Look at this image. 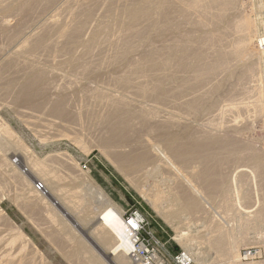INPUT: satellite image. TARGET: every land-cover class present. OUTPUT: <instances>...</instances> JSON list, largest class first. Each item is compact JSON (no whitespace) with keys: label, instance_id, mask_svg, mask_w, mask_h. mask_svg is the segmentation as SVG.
<instances>
[{"label":"rangeland","instance_id":"rangeland-1","mask_svg":"<svg viewBox=\"0 0 264 264\" xmlns=\"http://www.w3.org/2000/svg\"><path fill=\"white\" fill-rule=\"evenodd\" d=\"M9 1H10V3H9ZM36 1H38V2H36ZM48 1L49 0H47V1H45V0H43V1L42 0H25V1L24 0H21V1L20 0H16V1L15 0H13V1L12 0H2L1 1L0 0V8H1L0 9V19H3L2 21L0 20L1 21L0 22V35H1L0 36V53L2 54V55L0 54V56H1L0 57V81H1L0 83H2V85L0 84V92L2 94H6V96H10L9 95L10 92L12 93V95H14V97L13 96L10 98L7 97L9 99L5 98V100H8V102L5 101L4 106L0 109L1 121L3 123L5 122V124H7L11 128V131L14 132L13 134L8 135L6 137L4 136L5 134H3L4 137H2V142H1V145H3L5 148L2 147L4 153L3 152H2L3 154L1 153L0 160L3 158L5 160L6 164L5 163L2 164L0 161V164H1L0 165V212H2L0 214V259L3 257V259H5V261H6V257L22 258L21 261L28 259L33 264H96L95 262H93V260L91 258V255H93V257L95 259H98V262H97L98 264H117L116 262L110 263L109 260L105 258V255H103V252L104 251L107 252L108 248H107V246L102 245L95 237V234H96L95 231L100 226L98 224L99 222L93 224V223H90L88 221L89 217L92 215L95 216V218H97L98 213L105 208L104 207L105 205H104V203L102 204V201L107 203V201H105L103 198H107L111 202V204H113L116 208H118L120 211H122V213H124L128 209L137 210L145 218V221L147 223L146 229L151 235V238L146 237V239L151 240L150 244L155 245V248L158 250L159 255L164 257L169 262V264H177V263H174L175 257L180 255L181 253H184L185 255H187L189 257V259L192 257V259H191L192 261L189 260V262H190L189 264H221V263L225 264L227 262L229 263V260H227L228 255H229V254L227 255V253H228L227 251H229V249H226V248H230L231 245H233L232 243L236 242L238 240V238L241 236L247 237L249 242H247L248 245H246V246H242V245L240 246V248L238 250V254L240 256L239 257L240 262L238 261L237 263H239V264H264V239H263L264 238V227H263L264 223L261 224L263 226H261V225L258 226L259 228L258 227L251 228L252 223L250 225V223H246L247 221L246 222L244 220L239 221L238 218L235 216V214H233V211L228 210L227 206H226V211L224 210V207L222 206L223 200L221 199V195H215V196H211V197L204 195L203 196L204 198L199 200L200 208L203 209V213L201 211H199V212H197L199 214H196V216H194V213H189L178 200H175L174 204H172V202L163 203V202L159 201L158 202V208L156 206H154V204H152L153 199L151 197H152V195H154L153 191L155 188H159L158 190L161 192H164V191L166 192L168 188L172 187V186H170L169 169L165 167V169L162 170V175L157 174L155 172L154 173H148V172H145V170L140 172V174H138V173L136 174L135 172L132 173L131 171H129L127 169H128L129 161L135 157H139V155H137V154H131L130 153V155H129V150L131 147H133L132 144H134V145L138 144L137 146H135V148H136L140 145L139 143L141 141V138L142 139L144 138V139H149V140H155L156 138H158V135H155L158 133L157 131H153V133L151 134L149 128H147L146 126H143L140 122L135 121V120H138L139 118L134 120L132 126L130 127V132H128L129 131L128 129H125V131L123 132L124 136H120V138L114 136L113 132L111 130H106L107 127L109 128L110 122L114 120V118H115L114 115L116 114V116H117L120 114V113L117 114V111H116L117 107L119 110L120 106H119V104L117 105V103L114 104L113 100H116L121 104L120 111L122 112V114L123 113L125 114V112H127V114L132 113L128 109L130 103L133 106H136V108H133V109L137 110V107H139V106H142L143 109H146L149 106H155L156 102L161 101L160 102L161 106H163L164 108L166 107V109H168V107H169V111H171V109H172V111L175 114L180 113V115H178V116H182V117L184 115H186L185 117L187 120L186 121L187 125L185 126V129L182 131L180 129L171 131V134L169 135L170 136L169 140H170V143L173 144V147H177V148L179 147V149H180V146H181V150L186 149L188 151L191 149V147H193V142H191L192 140L189 139L190 138L189 135H193V133H192L193 128L191 126L192 119L190 117L194 118L193 115L195 114L194 110H191L190 107H196V109H197L199 107L198 104L201 106V103H202L201 101H197V102L191 101V99H192L191 93L192 92H195V93L198 92L201 95V94H204V92H207V96H210V101L214 102V110L215 111H218L217 109H219L222 106L224 107V106H229V105H230V107H231V105L232 106L238 105V108H239V110H237V111H232V112L228 111L226 113V115H227L225 118L226 121H224L226 123H229V122L231 123L235 118H237L236 115L241 118V120H240V118H238L239 119L238 122L240 124V126H239L240 136H237L238 139L236 138V140L239 142L238 143L239 145L236 144L235 145L236 148H234V149L231 147L230 150L228 151V155L221 157V159L226 161V163H227L226 165H224V167H225L224 169H226V174L229 175L230 173H234L236 171L235 169H237L236 166H238V163H239V167H241V168H238L237 172H239V173H237V174L242 175V180H243V182L246 183V179L243 176V172L240 173V171L243 170L246 172V175H248V172H251V170L255 167L254 162L256 160H259L261 162L260 163L261 168H259V170H260L261 174L264 173L263 172L264 171V165H262V164H264V148H261L262 145L264 147V144H263L264 143V141H263L264 140V114L263 113L260 114L261 116L258 117L259 119L258 118L256 119V117H255L256 115H254L255 113H252V112H254V107L253 106H252L253 108L248 107V103H249L248 101H253V98H252L253 94L248 93V90L250 91L251 86H256L258 84V80L260 78H261L260 83L263 82L261 84V86H262L263 91H264V53H263L264 50L259 48V42L261 41V39H258L257 41L255 39H253L251 45H249V47H246V49L244 48V51L242 53V54H245V55H243L245 57V58H243L244 61L243 60L234 61L233 64L231 66H229V68L231 67L230 69L228 68V66L226 67V69L228 71L225 70L223 73L216 72V73L221 75L219 78H217V80L208 79V76L210 75L208 73L209 68L211 67V64L213 63V59H214L213 55L223 54L222 49H226V47H224L225 43L227 44V42L233 41L234 38L237 41L239 38L238 35L241 34V33L235 34L233 32L221 33L223 30H225V27H227V25L231 24L234 17H236L237 15L239 16V14L251 16V18L260 16V19L262 20L261 26H262L263 33H264V0H234V1L232 0L233 2L231 0H224L225 1V6H224L225 8H222L221 13H220L221 15H219L218 12H215L217 10L216 8L213 11H210L211 13L203 14V18H202V15L200 14V16H201L200 19L203 22V24H200L199 26L191 24V23L187 24L186 20L183 22L184 18L179 17L180 12L177 13V11H180V9L176 7V5L180 4L179 1L177 0L178 1L177 2L176 0H169L173 4L172 6H175V7H172V9H171L172 11L169 12L170 15L168 14L169 15L167 17L168 20L165 17H164L165 19L159 18V20H160L159 21V23H160L159 27H158L159 23L157 24V26L154 27L149 22H148V25L146 24L147 22H144L141 20L139 21V23L141 25H139V23L137 22V24H138L137 28H140V30L142 31V34L139 35L140 38L142 37L141 38L142 41H141V39L138 40L139 37H137L136 35L133 34V36H132L130 33H128L129 34V37H128L129 41H132V43H134L136 45H139V46L141 45L139 48L140 51H137L138 47H139V46H137V50H136L137 53H136V51H134V54L129 53V56H127L125 59L121 60L120 62L117 61L120 64H118V63L116 64L115 60H113L114 59V53L118 50V48L120 50H122L121 46L119 45L120 41H118V40L123 35V33H124V35L125 34L127 35V32L125 31V30H128L127 28H129L128 31H130V27H129L130 22H129L127 9L134 2H137V0H134V1L129 0L128 2H127V0H121V1L118 0V2H117V0H113V1L112 0H109V1L103 0L105 3H103V1L101 0L102 5L100 4V0H82V2H81V0L80 1L79 0H75V1L74 0H54V1L51 0L49 2ZM72 1L75 3H73ZM96 1H97V3L98 2L99 3L96 4ZM115 1L118 3V6L116 5L117 3H114ZM146 1H148V0H139L138 3L144 4ZM154 1H155V4H153V6L151 7V12L156 11L154 13L153 18H157L159 14H164V16H165V14H166L165 8L166 7L162 3V0H154ZM173 1H175V3ZM1 2H2V4H1ZM27 2H29V4ZM66 2L69 6L66 4ZM7 3H9V4H7ZM34 3H36V5H34ZM106 3H108V4H106ZM158 3H161V4L159 6H154ZM231 3H233V4H231ZM5 4H7V5H5ZM65 4L67 6H65ZM25 5H27V7H29V8H27ZM40 5L42 7L44 6L43 8L41 7L43 10L40 8ZM52 5H53V8L51 7ZM94 5H95V7H94ZM107 5H108V7H111V8H108ZM110 5H112V6H110ZM37 6H38V10H37ZM90 6H93V8H95L97 10H99L100 7H102L103 8V9L101 8L102 12L105 11L106 8H108L109 10H106L107 12L105 11L102 13L101 10H99V11L93 10V8ZM114 6H116V8ZM46 7H48V8H46ZM72 7H74L76 10ZM240 7H242L243 9ZM90 8H92V9H90ZM39 9H41V10H39ZM59 9L61 10V13H60ZM68 9H70V10H68ZM73 9H74V12L77 11L76 12L77 15H76V13H74L75 15L73 14V11H72ZM83 9H84V11H83ZM111 9H113V10L110 11ZM161 9H162V11H164V13H162V11H160ZM90 10H92L93 13L95 12L94 13L95 16H93L94 14ZM62 11H63V13H62ZM69 11L70 12L72 11V13H70L71 15L70 14L68 15ZM235 11H236V13H235ZM11 12H13V13H11ZM19 12L21 13V15ZM38 12L40 14H38ZM79 12H81L82 14H80ZM83 12H84V14H83ZM114 12H116V13L114 14ZM172 12H174V13H172ZM261 12H262V14L259 15V13H261ZM100 13H102V14H100ZM8 14L9 15L12 14L11 17L6 16ZM30 14H33V15H30ZM36 14H37V18H36ZM43 14H44V16H43ZM103 14H104V16H103ZM107 14H108V16H106ZM117 14H118V16H117ZM171 14H173V15H171ZM211 14H213V16H217V20L212 19L211 22H209V21L206 22L204 20V18H206L207 15H208L207 17H209V15L211 16ZM40 15H42V17ZM114 15L116 18L114 17ZM38 16H39V18L41 17L40 20H38L39 19ZM83 16H85V17H83ZM171 16H174L176 19H174V17H171ZM220 16H222V18H224V19H222ZM19 17H20V19H19ZM33 17H35L37 20ZM54 17H56V18H54ZM101 17L103 18V20L101 19ZM29 18H31V19H29ZM59 18H61V19H59ZM67 18L68 19L70 18V19L67 20ZM179 18H180V20H178ZM218 18H220V19L218 20ZM8 19H11V21L10 20H9V22L6 21ZM53 19H55V20H53ZM63 19H65V20L63 21ZM115 19H116V21H115ZM4 20L8 23V25H9L8 28H2L1 27V24L3 22H5ZM109 20H111V22ZM164 20L165 21L167 20V22H166L167 25L164 24L165 23ZM26 21L29 23V25ZM33 21H35V22H33ZM180 21H181V23H180ZM216 21H217V23H216ZM31 22H33L34 24ZM53 22H58V26L56 28L54 27V29L52 28ZM73 22H76V23H73ZM143 22H144V24H142ZM23 23H26V24H23ZM45 23L47 25H45ZM71 23H73V24H71ZM80 23H82L84 26V27L82 26V34L83 35L80 33V35H82L81 41L73 43L74 45L73 44L70 46L67 45L66 47L64 45H61V41H63L64 39L59 38V34H57L59 32V30L60 29H67L70 26L75 27V26H77L76 24H80ZM185 23H186V25H185ZM219 23H222V24H219ZM48 24H49V26H48ZM87 24H88V27H87ZM204 24H205V26H204ZM23 25H25L24 28L26 30L23 28ZM50 25H51V27H50ZM65 25H66V27H65ZM89 25H90V27H89ZM98 25L100 27H98ZM149 25L152 28L149 27ZM180 25H184V26H180ZM189 25H191L193 28L190 27ZM105 26L107 27L108 30L104 29V28H106ZM161 26H163V27H161ZM27 27H29V28H27ZM39 27L40 28L42 27L43 31H41V29ZM74 27H72L71 29H73ZM108 27L109 28L111 27L110 28L111 30ZM119 27H120V29L118 30L117 28H119ZM147 27H149L150 29ZM157 27H158V29H157ZM188 27H190V28H188ZM20 28L22 29V31H20L21 30ZM45 28H46L47 32H49V33L51 32V33L49 34V33L45 32V30H44ZM87 28H89V29L87 30ZM168 28H170L169 31H168ZM203 28H204V30H203ZM15 29H16V31H15ZM48 29H49V31H48ZM144 29H145V33H143ZM56 30H58V31H56ZM92 30H95V31H92ZM188 30L190 32L191 31L192 32L190 33ZM33 31L34 32L36 31V33H33ZM37 31H38V33H37ZM85 31L87 33H85ZM89 31H90V33H89ZM122 31H124V32L121 33ZM157 31H159V32H157ZM10 32H11L12 36H11V34H9ZM44 32L46 35H48V34L49 35L46 36L44 34ZM155 32H156V34H155ZM4 33H6V34H4ZM20 33H23L24 35H22V34L20 35ZM150 33H152V34H150ZM263 33L259 34V35H261L263 37V35H264ZM34 34L37 37H35ZM39 34L41 37L39 36ZM85 34H87V36ZM88 34H91V35L88 36ZM116 34L118 36H115ZM145 34H147V37ZM184 34L186 36H188L190 34L189 35L190 37L188 36L187 38H185L186 36H184ZM18 35H20L19 37H21V38H19ZM111 35H113V37ZM219 35H222V36L218 37ZM16 36H17L18 41H16ZM38 36H39V38H38ZM103 36L106 39V41L104 40ZM182 36H183V38H182ZM203 36L205 38L201 39V37H203ZM111 37H112V40H111ZM117 37H118V39H117ZM10 38H11V41H10ZM14 38H15V40H14ZM24 38H26L27 40L29 38H33L32 40L30 39L31 42L35 38H37L34 40V42L36 43L35 44L36 47L34 48L35 50L33 48L31 50V47H29V49H30L29 50L28 46L26 47L27 43L23 45V43H25V40H26ZM95 38H96V40H95ZM169 39H171V40H169ZM179 39H181V41ZM210 39H212V40H210ZM102 40H103V42H102ZM115 40H117L118 42ZM126 40H128V39L126 38ZM165 40H166L167 45H166V43H164ZM208 40H210V41H208ZM213 40H215V42ZM95 41H97L96 42L97 44L95 43ZM107 41L109 42L110 45L108 44ZM179 41H180V43H179ZM58 42H59V44H58ZM212 42H214V46L210 47L209 49H206L204 47H200V44H202V43H207L211 46ZM38 43H41V44H38ZM48 43H50V44H48ZM78 43H79V45H78ZM149 43L152 46V47L150 46L151 50H149ZM171 43L177 44V45L173 46V44L171 45ZM7 44H8V46H7ZM55 44H56V46H55ZM62 44H64V42H62ZM111 44H112L111 48L113 50L110 49ZM9 45H11V46H9ZM50 45L52 46V49L55 47L57 50H55V48H54L53 49L54 52H53ZM53 45H54V47H53ZM58 45L61 46L60 48H62V47L63 48L60 50V48H57V47H59ZM108 45H109V47H108ZM43 46H44L43 50L44 51L46 50L45 52L43 50H41ZM178 46H179V49H178ZM7 47H9V48H7ZM20 47L21 48L23 47V48L21 49ZM24 47H26L27 49ZM40 47H41V49H39ZM141 47H143V48H141ZM191 47L194 48L195 50L202 51L200 53V56H198V54H196L198 52L193 50ZM84 48H85V50H84ZM171 48H173V49H171ZM66 49H68V50H67V52H65L66 53V55H65V53L63 54L62 52L66 51ZM114 49H116V51H114ZM154 49H155V51H154ZM174 49H175L176 53H175ZM37 50H39V51H37ZM51 50H52V53L54 55L53 58H51L52 57ZM147 50H149V52ZM182 50H184L185 52ZM113 51H114V53H113ZM167 51H169V53L171 51H174V52L169 54ZM30 52L32 54H34L35 56L30 54ZM35 52H37V53L35 54ZM141 52L143 53V55ZM190 52L193 54H191ZM253 52H254V54H253ZM18 53H22V54L19 55ZM149 53H151V54H149ZM156 53H159V55ZM161 53L164 56H162V55L160 56ZM188 53H190V54H188ZM17 54L19 56H16ZM23 54H25L27 58ZM55 54L58 55L59 57L56 56ZM61 54H63V56ZM144 54L145 55L147 54V55L145 56ZM155 54L157 56H159V57H157V59H159V61L156 59V57H154ZM166 54L168 57L166 56ZM168 54L171 56V58H169ZM174 54H176L175 57H172V55L174 56ZM186 54H188V55H186ZM194 54H196V56ZM6 55L8 57H6ZM30 55H32V56H30ZM150 55H152V56L150 57ZM193 55H194V57H193ZM177 56H178V60H176ZM258 56H259V59L257 58ZM11 57H13V58H11ZM37 57H38V59H37ZM138 57L140 59L143 58L142 61L145 59H148V58H150L152 60H150L149 63H145L144 61L143 62L141 61L142 63L135 65L134 62L131 60H134L135 58L139 59ZM58 58H60V59H58ZM62 58H64V59H62ZM180 58H181V60H180ZM202 58H204V59H202ZM246 58H248L249 60ZM6 59H8V60H6ZM10 59H12V62ZM15 59H17V60H15ZM53 59H54V61H52ZM153 59L155 61H157L158 63L162 62L165 66H163L162 68H160V70L157 71V68L150 66L151 63L155 62V61H153ZM161 59H162V61H161ZM18 60H22V61L25 60L24 61L25 63L23 62L22 64H20L21 62L19 63ZM228 60H232V59H228ZM1 61H3V62H1ZM35 61H37V63ZM165 61H166V63H165ZM178 61H179V63H178ZM181 61H183L184 63H182ZM114 62H115V64H114ZM231 62L228 65H230ZM15 63H17V64H15ZM31 63L33 64V66ZM235 63L237 65H235ZM23 64H25L24 68L27 69L26 71L23 68ZM143 64H145V65L143 66ZM147 64H149V65H147ZM187 64H188V66H187ZM221 64H222V61H221V58H219L218 62L216 63V67H219ZM257 64H258V66H260V69L258 68ZM128 65L130 67H128ZM139 65H140V67H139ZM141 65H142V67H141ZM15 66L17 67L16 70H14ZM30 66H32V67H30ZM132 66H134V67H132ZM136 66H138L139 69H141L142 71L145 69L144 72L141 73V76H139L140 74L136 75V73H135L136 72L135 71ZM21 67H22L21 70H24L26 72L25 74H24V71L21 72V70L19 69ZM33 67H34V69H33ZM131 67L133 69H131ZM171 67H172V70H171ZM166 68L168 71L166 70ZM196 68H197V70H196ZM248 68H250V69H248ZM257 68L259 71L257 70ZM177 70H179V72H177ZM235 70H236V72H235ZM251 70H252V72H249ZM8 71H9L10 75L7 74ZM13 71L15 74V75L13 74L14 76L11 75V73H13ZM153 71H155V72H153ZM151 72H153V73H151ZM206 72H207V74H206ZM156 73H158V74H156ZM249 73L252 75H250ZM142 74H143V76H142ZM245 74L246 75L248 74V75L246 76ZM18 75H19V77H18ZM204 75H205V77L207 75L208 76L204 79ZM146 76H151V77H146ZM122 77H129V79L131 78V80H129L130 82H127L125 84V83H123V81L120 82V79ZM243 77L244 78L247 77V78L244 79ZM248 77H249V79H248ZM200 79H202V80H200ZM203 79L207 80V81H203ZM246 79H248L249 81L247 80L245 82ZM255 79H256V82H255ZM142 80H143V83H142ZM241 80H243V81H241ZM147 81H149V82H147ZM139 82L143 84V85L141 84L142 86H144L142 88L143 89L145 88V90H146L144 92L145 96L141 92L142 88H141ZM161 82H162V84H161ZM196 82L199 84L197 85ZM145 83L147 84L146 86H145ZM194 85H195V87H194ZM242 86L243 87L245 86V87L243 89H240ZM10 87H11V89H10ZM56 87H57V89H56ZM7 88H8V90L10 89L9 90L10 92L7 90ZM14 88H15L14 92H16V93L13 92ZM140 88H141V90H140ZM148 88H150V89H148ZM155 89H157V90H155ZM158 89H160V90H158ZM242 90L247 91L246 95H244L245 92ZM4 91H7V92L5 93ZM38 91H40V92H38ZM53 91H54V93H53ZM165 91H167V92L165 93ZM177 91H179V92H177ZM181 91L182 92L185 91V93L183 94ZM261 91H262V89H261ZM169 92L171 93V95ZM174 92H177L179 94L178 99L175 97ZM239 92L243 93V94L241 93L242 96H241V94H239ZM1 93H0V95L2 96ZM93 93H96V94H93ZM146 93H148V94H146ZM160 93H161V95H163V97L164 96L167 97V95H168L171 98L167 97L168 99H166V97H165V99H163L165 102H162V100L156 101L155 97H156V95H158ZM187 93H189V94H187ZM185 94H187V96H188V97H186V101H185V103L188 101V103H186V105H184L185 104L184 101L182 102V99L184 97L183 95H185ZM17 95H18V98L16 97ZM96 95H98V96H96ZM181 95L183 96L182 98H181ZM51 96H54V97L52 98ZM189 96H190V98H189ZM250 96H251V98H250ZM35 97H37V98H35ZM95 97H97V99ZM51 98H52V100H51ZM47 99H48V101H47ZM11 100H12V102H11ZM204 100H205V98H204ZM107 101H108V103H107ZM173 101H174V104H173ZM192 102H193V104H192ZM125 103H128V104L124 105ZM196 104H197V106H196ZM244 104L247 105L246 106L247 108L244 106ZM6 105L8 106V108ZM5 106H6V108H4ZM57 106H58V110H56ZM81 106H82V109L80 110ZM105 106H107V108ZM172 106H173V108H172ZM187 106L190 109H187L186 108ZM45 107L47 108V112H46V109L45 110L43 109ZM89 107L91 110L89 109ZM28 108H30L29 109L30 111L27 110ZM50 108H52V109H50ZM244 108H246V109L249 108V111L247 110V112H246L245 111L246 109H244ZM21 109H23V111H21ZM93 109H94V111H97V113L96 112L93 113ZM174 109H176L177 112ZM100 110L103 111V112L101 111V114H100ZM111 110L113 111V114H112ZM16 111H18V112H16ZM84 111H86V112L84 113ZM90 111H92L91 114H90ZM53 112H54V114H53ZM182 112H183V114H182ZM17 113H19V114L17 115ZM24 113H25V115H23ZM43 113H45V114H43ZM80 113L82 114L81 116H79ZM103 113H104L105 117H103ZM108 113H109V115H108ZM20 115H22V118ZM49 115H51V116H49ZM83 115H85V116H83ZM97 115H98V117H97ZM19 116H20V118H19ZM26 116H28V118H25ZM90 116H92V117H90ZM250 116H252V117H250ZM253 116L256 120L253 118ZM35 118H37L38 120ZM247 118H248V120H247ZM66 119H68L69 122ZM69 119L70 120L72 119V120L70 121ZM26 121H29V124ZM72 121L74 124L72 123ZM221 121H223V120L221 119ZM247 121H248V123H247ZM24 122H26V123H24ZM77 122L79 125L77 124ZM245 122H246V124H243ZM213 123H216V121H214ZM95 125H97V126H95ZM83 127H84V129H83ZM97 127H99V128H97ZM81 128H82V130H81ZM242 128L244 129L245 132H243ZM257 128H259V129H257ZM247 130H249V131H247ZM146 131L149 133V135L151 134L150 137ZM128 133H131V135ZM125 134H126V136H125ZM127 134H128V136H127ZM11 136H12V138H11ZM75 138H77V139H75ZM131 138H133V139H131ZM249 138H251V139H249ZM116 139H118L119 141ZM121 139H123V140H121ZM21 140H22V142H21ZM130 141H132V142H130ZM251 141H253L254 143ZM15 142H16V144H15ZM19 143H20V146L22 145L21 147L24 146L23 148L28 149L29 151L32 150L34 153L32 151H30V152L28 151L29 154H26L24 152L23 148H19L20 147V146H18ZM187 145H188V147H187ZM116 146H117V148H116ZM125 146L127 148L128 147H130V148L127 149ZM135 148L131 149V151L136 150ZM161 148L165 151V153H169L171 147L170 146L168 147L167 145H162ZM9 149H11V150H9ZM252 150H254V151H252ZM117 151L118 152H120V151L126 152V153H122L121 157H118V158L123 159V162H124L121 167L114 164V157L117 158V155H118ZM5 152H6V154H5ZM250 152H252V153H250ZM253 152H254V155H253ZM255 152H257V154ZM60 154H62V155L60 156ZM11 155H13V156L11 157ZM63 155H65L67 157V158H64V160L62 159ZM58 156H60V157H58ZM251 156H253V157H251ZM50 157L55 158L56 160L59 158L58 159L59 161H55V159L52 160ZM184 158H185V160H184ZM184 158H183L184 161L181 159V161L184 163H182L180 160H176L179 163V164H177L178 166L176 165L177 162L174 159H172V158L171 159L173 161L172 163L175 162L174 165L178 168L183 167V165L185 164L184 167L182 168V169H184L183 171H185V172L193 171V168L196 166L194 160L192 158H191L192 159L191 160L190 157L188 158L186 156ZM69 159L71 160V162H69L70 161ZM228 159L231 162H229ZM231 159H233V160H231ZM29 160H31V161H29ZM36 160L42 161L44 163L43 166H41V167L36 166V168L33 167L31 163H32V161H36ZM27 161H29V163ZM239 161H241V162H239ZM153 162H154L153 160H149L147 166L145 164L144 165L147 168H149ZM232 162H233V164H232ZM186 165H190V166H186ZM3 166H6L7 170L5 169L6 167H3ZM25 166H27L30 169V174L32 177H30L28 175V173L25 171V169H26ZM29 166H31V168ZM82 166H85V169H82ZM1 167H3V168L1 169ZM251 167H252V169H251ZM74 168H75V170H74ZM185 168L187 171L185 170ZM182 169L180 168V170H182ZM254 169L252 170V172L254 171ZM262 169H263V171H262ZM12 170H15V171L13 172ZM16 171H17V173H16ZM44 171L48 175L46 173H44ZM14 173H16L17 175H15ZM27 175H28V177H27L28 180H27V184H26L27 187H26L25 184L23 185L21 179L24 176L26 177ZM261 176H260V179L262 178V180L258 179L257 185H259L260 188L262 189L260 194L262 197H264V195H262V194H264V174H262ZM249 177L250 176H248V178ZM51 180H53V181H51ZM54 181H56V182H54ZM41 182L45 185L46 192L49 191V194H50V196L49 195L45 196L43 193H40L41 192L40 191L39 196H41V198L44 197L42 199L40 197H37V194L33 193V190H32V188H33L32 186H35L34 189L37 190L36 188H37L38 184H40ZM28 183H30V185H28ZM152 184L155 186V188ZM149 185H150V187H148ZM230 186H231V182H230V178H229L227 180V184H226V194H227L228 198L233 197V195L231 194V189H230L231 187ZM40 187H43V186H40ZM91 190H93V191H91ZM30 194H32V195L36 194V195L35 196L33 195V197L31 198L30 196H32V195H30ZM28 195H30V196H28ZM99 197H100V199H99ZM35 198H37V199H35ZM38 198H39V201H38ZM80 198H81V200L79 201ZM34 199H35V202L33 201ZM56 200L62 206L57 207V205L54 204V202ZM32 202H34V203H32ZM66 202H67V205H66ZM74 206H76V207H74ZM77 207H80L79 208L80 210L77 209ZM97 207H99V208L96 209ZM155 207H156V209H155ZM83 208L85 211L83 210ZM87 209H89V211H87ZM52 211L54 212V215L50 214ZM64 211L67 212L68 214L66 215ZM2 214H5V215L2 216ZM49 214L51 215L50 217L48 216ZM201 215H203V216H201ZM55 218H57V219L60 218L61 220L59 219L58 220L59 222H58L57 219H55ZM53 219L56 220V223ZM8 221H9V224L7 223ZM49 221H52V222L54 221V222L52 223ZM10 222H12V223H10ZM241 222H242V224H240ZM96 224H98V225H96ZM216 224L219 226V230L221 231V233L218 230L215 231L216 228L218 229V226ZM12 225H13V227L15 226V228H17V229H15V230H14V228L11 229ZM39 226H41V227H39ZM242 226H243V229H242ZM91 227H93V229ZM95 228H96V230H95ZM260 229L263 231L260 232L261 231ZM16 230L17 231L19 230L18 233H21L22 236H24L22 239L21 238L15 239L16 234H17ZM246 233H247V235H246ZM220 234H222V236L224 238V239H222L224 242L222 240L220 241L221 243L223 242V244H220L219 246L216 245L213 247L211 245V243L213 242L212 239L214 240L215 236L216 235L219 236ZM260 234L262 237L260 236ZM259 236L261 237V239L257 238ZM187 237H188V239H187ZM216 238H217V236H216ZM234 239L236 241H233ZM251 239H252V241H251ZM71 240H72V242H71ZM73 240H75V242ZM190 240H191V242H190ZM208 240L210 241V243ZM260 242H261V244H260ZM228 243H230V244H228ZM33 245L35 247L34 249H33ZM210 245H211V247H210ZM215 247H216V249H215ZM224 249H226V250H224ZM36 252H38V255ZM89 253L90 254L92 253V254L90 255ZM224 253H225V255H224ZM245 253H247L246 259L244 258ZM35 255H37V256L35 257ZM41 255L43 257H41ZM118 255H119V253L117 254V256ZM223 255H224V257H223ZM38 256H40V257H38ZM41 258L45 259V261L42 262L43 259H41ZM127 261L128 260L126 259V264H129V263L132 264L131 261L130 262H127ZM38 262H40V263H38ZM237 263H233V264H237ZM229 264H231V263H229Z\"/></svg>","mask_w":264,"mask_h":264},{"label":"bare ground","instance_id":"bare-ground-1","mask_svg":"<svg viewBox=\"0 0 264 264\" xmlns=\"http://www.w3.org/2000/svg\"><path fill=\"white\" fill-rule=\"evenodd\" d=\"M2 1V0H1ZM13 1V0H12ZM16 1V0H15ZM21 1V0H20ZM25 1V0H24ZM43 1V0H42ZM45 1H47V0H45ZM49 1H51V0H49ZM48 1V2H49ZM54 1V0H53ZM75 1V0H74ZM80 1V0H79ZM103 1V0H102ZM107 1V0H106ZM109 1V0H108ZM113 1V0H112ZM121 1V0H120ZM129 0H127V2H128ZM132 1V0H131ZM130 1V2H131ZM134 1V0H133ZM177 1V0H176ZM179 1V5H176V7L177 8H179L180 9V11H177V13H179L180 12V16L179 17H182V18H184V20H183V22L186 20L187 21V24H189V23H191V24H194V25H200V24H203V22L201 21V19H200V14L202 15V18H203V14H208V13H211L210 11H213L215 8L217 9L215 12H218V14L219 15H221L220 13H221V10H222V8H225L224 6H225V1L224 0H178ZM177 1V2H178ZM232 1V0H231ZM234 1V0H233ZM232 1V2H233ZM23 2V1H22ZM36 2H38V1H36ZM73 2V1H72ZM71 2V3H72ZM78 2V1H77ZM81 2H82V0H81ZM85 2V1H84ZM117 2H118V0H117ZM116 1L114 2V3H117ZM129 2V3H130ZM139 2V0H137V2H134L132 5H130V7L127 9V13H128V17H129V22H130V25H129V27H130V31H128L129 30V28H127L128 30H125L126 32H127V35L125 34L124 35V31H122L121 33H123V35L119 38V40L118 41H120L119 42V45L121 46V48H122V50H120L119 48H118V50L116 51V49H114V51H116L115 53H114V51H113V53H114V59L113 60H115V62H116V64L118 63V62H120L121 60H123V59H125L127 56H129V53H133L134 54V51H136L137 50V46H139V45H136V44H134V43H132V41H129V34L128 33H130L132 36H133V34L134 35H136L137 37H139V35L140 34H142V31L140 30V28H137V22L139 23V21L141 20V21H144V22H147L146 24L148 25V22L149 23H151V25H153L154 27L155 26H157V24L159 23V18H166L167 20H168V16L170 15V11H172L171 9H172V7H175V6H172L173 4L171 3V1H169V0H162V3L164 4V6L166 7L165 9H166V14H165V16H164V14H159L158 15V17L157 18H153L154 17V13L156 12H151V7L153 6V4H155V1L154 0H148V1H146L144 4H142V3H138ZM174 3H175V1H173ZM9 3H10V1H9ZM9 3H7V4H9ZM24 3V2H23ZM26 3V2H25ZM28 4H29V2H27ZM42 3V2H41ZM54 3V2H53ZM73 3H75V2H73ZM99 3V2H98ZM97 3V1H96V4H98ZM102 2H101V0H100V4H101ZM103 3H105L104 1H103ZM110 3V2H109ZM124 3V2H123ZM132 3V2H131ZM130 3V4H131ZM157 3V2H156ZM240 3V2H239ZM1 4H2V2H1ZM7 4H5V5H7ZM38 4V3H37ZM48 4V3H47ZM46 4V5H47ZM55 4V3H54ZM60 4V3H59ZM66 4H67V2H66ZM65 4V6H67ZM81 4V3H80ZM95 4V3H94ZM106 4H108V3H106ZM161 3H158V4H156V5H154V6H159ZM178 4V3H177ZM231 4H233V3H231ZM24 5V4H23ZM31 5V4H30ZM34 5H36V3H34ZM51 5V4H50ZM73 5V4H72ZM77 5V4H76ZM85 5V4H84ZM87 5V4H86ZM102 5V4H101ZM117 6H118V3L116 4ZM26 7H27V5H25ZM59 6V5H58ZM69 6V5H68ZM88 6V5H87ZM110 6H112V5H110ZM120 6V5H119ZM163 6V7H164ZM2 7V6H1ZM16 7V6H15ZM24 7V6H23ZM34 7V6H33ZM36 7V6H35ZM42 6L40 5V8H41ZM44 7V6H43ZM42 7V8H43ZM49 7V6H48ZM48 7H46V8H48ZM52 8H53V5L51 6ZM55 7V6H54ZM71 7V6H70ZM79 7V6H78ZM81 7V6H80ZM90 7H92L93 8V6H90ZM94 7H95V5H94ZM97 7V6H96ZM107 7H108V5H107ZM115 8H116V6H114ZM162 7V8H163ZM4 8V7H3ZM8 8V7H7ZM6 8V9H7ZM27 8H29V7H27ZM26 8V9H27ZM41 8V9H42ZM45 8V9H46ZM50 8V7H49ZM72 8H74V7H72ZM82 8V7H81ZM92 8H90V9H92ZM102 7H100V9L99 10H101V12H102V9H101ZM108 8H111V7H108ZM108 8H106V10H109ZM118 8V7H117ZM155 8V7H154ZM160 8V7H159ZM240 8H242V7H240ZM1 9V8H0ZM13 9V8H12ZM18 9V8H17ZM21 9V8H20ZM41 9H39V10H41ZM51 9V8H50ZM71 9V8H70ZM70 9H68V10H70ZM75 9V8H74ZM74 9L72 10L73 11V14L74 13H76L77 11H75L74 12ZM78 9V8H77ZM158 9V8H157ZM156 9V10H157ZM234 9V8H233ZM243 9V8H242ZM19 10V9H18ZM23 10V9H22ZM33 10V9H32ZM36 10V9H35ZM37 10H38V6H37ZM36 10V11H37ZM43 10V9H42ZM60 10V9H59ZM63 10V9H62ZM76 10V9H75ZM93 10H97V9H95V8H93ZM99 10H97V11H99ZM105 10V11H106ZM113 9H111L110 11H112ZM155 10V9H154ZM175 10V9H174ZM235 10V9H234ZM233 10V11H234ZM3 11V10H2ZM17 11V10H16ZM15 11V12H16ZM50 11V10H49ZM66 11V10H65ZM64 11V12H65ZM72 11L70 12L69 11V13H68V15L70 14V13H72ZM81 11V10H80ZM83 11H84V9H83ZM90 11H92V10H90ZM105 11H103V12H105ZM109 11V12H110ZM122 11V10H121ZM126 11V10H125ZM160 11H162V9L160 10ZM226 11V10H225ZM242 11V10H241ZM59 12V11H58ZM87 12V11H86ZM102 12V13H103ZM107 12V11H106ZM108 12V13H109ZM214 12V13H215ZM224 12V11H223ZM11 13H13V12H11ZM18 13V12H17ZM20 13V12H19ZM43 13V12H42ZM41 13V14H42ZM45 13V12H44ZM60 13H61V10H60ZM62 13H63V11H62ZM80 14H82L81 12H79ZM92 13H93V11H92ZM91 13V14H92ZM95 13V12H94ZM93 13V14H94ZM102 13H100V14H102ZM116 12H114V14H115ZM120 13V12H119ZM125 13V12H124ZM161 13V12H160ZM162 13H164V11H162ZM172 13H174V12H172ZM176 13V12H175ZM235 13H236V11H235ZM251 13V12H250ZM15 14V13H14ZM13 14V15H14ZM35 14V13H34ZM38 14H40L39 12H38ZM66 14V13H65ZM83 14H84V12H83ZM122 14V13H121ZM158 14V13H157ZM169 14V15H168ZM224 14V13H223ZM253 14V13H252ZM262 14V12L261 13H259V15H261ZM12 15V14H11ZM11 15H6V16H8V17H11ZM20 15H21V13H20ZM30 15H33V14H30ZM71 15V14H70ZM75 15V14H74ZM73 15V16H74ZM76 15H77V13H76ZM97 15V14H96ZM99 15V14H98ZM112 15V14H111ZM171 15H173V14H171ZM217 15V14H216ZM19 16V15H18ZM41 17H42V15H40ZM43 16H44V14H43ZM59 16V15H58ZM64 16V15H63ZM93 16H95V14L93 15ZM92 16V17H93ZM102 16V15H101ZM103 16H104V14H103ZM106 16H108V14L106 15ZM117 16H118V14H117ZM124 16V15H123ZM157 16V15H156ZM205 16V15H204ZM208 16V15H207ZM206 16V18H204V20L206 21V22H211V20L212 19H215V20H217V16H213V14H211V16L209 15V17H207ZM223 16V15H222ZM222 16H220L221 18H222ZM7 17V18H8ZM21 17V16H20ZM20 17H19V19H20ZM24 17V16H23ZM32 17V16H31ZM40 17V18H41ZM71 17V16H70ZM76 17V16H75ZM79 17V16H78ZM83 17H85V16H83ZM98 17V16H97ZM113 17V16H112ZM111 17V18H112ZM114 17H115V15H114ZM171 17H174V16H171ZM178 17V16H177ZM216 17V18H215ZM224 17V16H223ZM6 18V19H7ZM18 18V17H17ZM33 18H35V17H33ZM36 18H37V14H36ZM35 18V19H36ZM38 18H39V16H38ZM40 18L38 19V20H40ZM54 18H56V17H54ZM74 18V17H73ZM88 18V17H87ZM86 18V19H87ZM116 18V17H115ZM164 18V19H165ZM29 19H31V18H29ZM28 19V20H29ZM34 19V20H35ZM59 19H61V18H59ZM70 19V18H69ZM68 18H67V20H69ZM101 19L103 20V18L101 17ZM120 19V18H119ZM123 19V18H122ZM170 19V18H169ZM173 19V18H172ZM171 19V20H172ZM174 19H176L175 17H174ZM220 18H218V20H219ZM222 19H224V18H222ZM1 21L3 20V19H0ZM9 20L11 21V19H8V20H6V21H8L9 22ZM33 20V19H32ZM37 20V19H36ZM51 20V19H50ZM53 20H55V19H53ZM52 20V21H53ZM65 19H63V21H64ZM76 20V19H75ZM118 20V19H117ZM167 20L165 21V23L164 24H166V22H167ZM178 20H180V18L178 19ZM0 21V22H1ZM5 21V20H4ZM3 22L2 24H1V27L2 28H8L9 27V25H8V23L7 22ZM49 21V20H48ZM59 21V20H58ZM84 21V20H83ZM110 22H111V20H109ZM113 21V20H112ZM115 21H116V19H115ZM174 21V20H173ZM214 21V20H213ZM221 21V20H220ZM262 20L260 19V16L259 17H253V18H251V16H247V15H240L239 14V16L237 15L236 17H234L233 18V20H232V22H231V24H229V25H227V27H225V30H223L221 33H225V32H229V33H231V32H233V33H235V34H238V33H241L240 35H238L239 36V38H238V40L236 41L235 40V38L233 39V41H231V42H227V44L225 43V45H224V47H226V49H222V52H223V54H221V55H213V63L211 64V67L209 68V76H208V79H215V80H217V78H219L221 75L220 74H218V73H216V72H221V73H223L225 70H227L226 69V67L228 66V68H229V66H231L232 64H233V62L234 61H239V60H243V58H245L243 55H245V54H242L243 53V51H244V48L246 49V47H249V45H251V43H252V40L253 39H255L256 41L258 40V39H261V41L259 42V48H261L262 50H264V35H263V37L261 36V35H259V34H262L263 33V29H262V26H261V24H262V22H261ZM25 22V21H24ZM27 22V21H26ZM33 22H35V21H33ZM33 22H31V23H33ZM66 22V21H65ZM77 22V21H76ZM76 22H73V23H76ZM118 22V21H117ZM144 22L142 23V24H144ZM177 22V21H176ZM28 23V22H27ZM41 23V22H40ZM47 23V22H46ZM45 23V25H47ZM61 23V22H60ZM70 23V22H69ZM73 23H71V24H73ZM114 23V22H113ZM119 23V22H118ZM117 23V24H118ZM180 23H181V21H180ZM216 23H217V21H216ZM20 24V23H19ZM22 24V23H21ZM23 24H26V23H23ZM34 24V23H33ZM50 24V23H49ZM49 24H48V26H49ZM62 24V23H61ZM60 24V25H61ZM68 24V23H67ZM70 24V25H71ZM90 24V23H89ZM92 24V23H91ZM116 24V23H115ZM170 24V23H169ZM179 24V23H178ZM206 24V23H205ZM205 24H204V26H205ZM219 24H222V23H219ZM11 25V24H10ZM28 25H29V23H28ZM27 25V26H28ZM40 25V24H39ZM42 25V24H41ZM52 28L54 29V27L56 28L57 26H58V22H53L52 23ZM69 25V24H68ZM67 25V26H68ZM77 26H72V27H74L73 29H71L70 27H68L67 29H60L59 30V32L57 33V34H59V38H63L64 40L63 41H61V45H64L65 47L68 45V46H70V45H72L73 43H76V42H80L81 41V36L83 35L82 34V26H83V24L82 23H80V24H76ZM114 25V24H113ZM139 25H141L140 23H139ZM159 25H160V23L158 24V27H159ZM162 25V24H161ZM167 25V24H166ZM177 25V24H176ZM185 25H186V23H185ZM207 25V24H206ZM209 25V24H208ZM214 25V24H213ZM24 26L25 25H23V28H24ZM33 26V25H32ZM47 26V27H48ZM107 26V25H106ZM105 26V27H106ZM110 26V25H109ZM112 26V25H111ZM180 26H184V25H180ZM190 27H192L191 25H189ZM203 26V25H202ZM21 27V26H20ZM46 27V28H47ZM50 27H51V25H50ZM65 27H66V25H65ZM64 27V28H65ZM84 27V26H83ZM87 27H88V24H87ZM89 27H90V25H89ZM94 27V26H93ZM98 27H100L99 25H98ZM143 27V26H142ZM149 27H151L150 25H149ZM149 27H147V28H149ZM158 27H157V29H158ZM161 27H163V26H161ZM177 27V26H176ZM187 27V26H186ZM190 27H188V28H190ZM195 27V26H194ZM197 27V26H196ZM17 28V27H16ZM27 28H29V27H27ZM40 28V27H39ZM46 28L44 29L45 30V32H47L46 31ZM51 28V29H52ZM104 28V27H103ZM109 28V27H108ZM111 28V27H110ZM109 28V29H110ZM122 28V27H121ZM145 28V27H144ZM146 28V29H147ZM152 28V27H151ZM193 28V27H192ZM191 28V29H192ZM19 29V28H18ZM21 29V28H20ZM25 29V28H24ZM23 29V30H24ZM41 29V31H43L42 30V27L40 28ZM89 28H87V30H88ZM104 29H107V27L106 28H104ZM113 29V28H112ZM118 30L120 29V27L119 28H117ZM150 29V28H149ZM156 29V30H157ZM169 29L170 28H168V31H169ZM12 30V29H11ZM26 30V29H25ZM29 30V29H28ZM39 30V29H38ZM91 30V29H90ZM108 30V29H107ZM111 30V29H110ZM114 30V29H113ZM116 30V29H115ZM143 30V29H142ZM160 30V29H159ZM172 30V29H171ZM174 30V29H173ZM179 30V29H178ZM203 30H204V28H203ZM15 31H16V29H15ZM20 31H22V29L20 30ZM40 31V32H41ZM48 31H49V29H48ZM53 31V30H52ZM56 31H58V30H56ZM92 31H95V30H92ZM154 31V30H153ZM183 31V30H182ZM189 31V30H188ZM209 31V30H208ZM19 32V31H18ZM39 32V33H40ZM45 32H44V34H45ZM104 32V31H103ZM110 32V31H109ZM119 32V31H118ZM157 32H159V31H157ZM190 32V31H189ZM192 32V31H191ZM190 32V33H191ZM195 32V31H194ZM220 32V31H219ZM30 33V32H29ZM33 33H36V31L34 32L33 31ZM37 33H38V31H37ZM42 33V32H41ZM40 33V34H41ZM47 33H49V32H47ZM51 33V32H50ZM49 33V34H50ZM80 33L82 34V35H80ZM85 33H87L86 31H85ZM89 33H90V31H89ZM92 33V32H91ZM98 33V32H97ZM143 33H145V29H144V32ZM169 33V32H168ZM218 33V32H217ZM232 33V34H233ZM4 34H6V33H4ZM9 34H11V32L9 33ZM15 34V33H14ZM24 35L23 33H20V35ZM40 34H39V36H40ZM48 34V35H49ZM118 34V33H117ZM115 35V36H118V35ZM150 34H152V33H150ZM155 34H156V32H155ZM264 34V33H263ZM20 35H18V37L20 36ZM38 35V34H37ZM46 35V34H45ZM48 35H46V36H48ZM56 35V34H55ZM86 36H87V34H85ZM89 35H91V34H88V36ZM114 35V34H113ZM113 35H111L112 37H113ZM144 35V34H143ZM146 35V37H147V34H145ZM182 35V34H181ZM190 35V34H189ZM188 35V36H189ZM207 35V34H206ZM1 36V35H0ZM11 36H12V34H11ZM32 36V35H31ZM34 36H35V34H34ZM39 36H38V38H39ZM44 36V35H43ZM157 36V35H156ZM184 36H186L185 34H184ZM188 36H186L185 38H187ZM196 36V35H195ZM222 35H219L218 37H221ZM237 36V37H238ZM10 37V36H9ZM15 37V36H14ZM33 37V36H32ZM35 37H37V36H35ZM41 37V36H40ZM108 37V36H107ZM112 37H111V40H112ZM145 37V38H146ZM158 37V36H157ZM173 37V36H172ZM180 37V36H179ZM190 37V36H189ZM208 37V36H207ZM5 38V37H4ZM19 38H21V37H19ZM18 38V39H19ZM53 38V37H52ZM85 38V37H84ZM102 38V37H101ZM103 38H104V36H103ZM126 38L128 39V40H126ZM142 38V37H141ZM140 37H139V39L138 40H140L141 39ZM160 38V37H159ZM171 38V37H170ZM174 38V37H173ZM182 38H183V36H182ZM202 38H205L204 36L203 37H201V39ZM209 38V37H208ZM9 39V38H8ZM13 39V38H12ZM23 39V38H22ZM24 39H26V38H24ZM30 39L32 40L33 38H29L28 40L26 39L25 40V43H23V45L24 44H26V47L28 46V49H29V47H31V50H32V48L34 49L35 47H36V43L34 42V40L35 39H37V38H35L32 42L30 41ZM41 39V38H40ZM46 39V38H45ZM83 39V38H82ZM87 39V38H86ZM108 39V38H107ZM110 39V38H109ZM117 39H118V37H117ZM192 39V38H191ZM14 40H15V38H14ZM39 40V39H38ZM58 40V39H57ZM95 40H96V38H95ZM104 40L106 41V39L104 38ZM144 40V39H143ZM149 40V39H148ZM157 40V39H156ZM169 40H171V39H169ZM168 40V41H169ZM175 40V39H174ZM180 41H181V39H179ZM210 40H212V39H210ZM210 40H208V41H210ZM235 40V41H234ZM10 41H11V38H10ZM13 41V40H12ZM16 41H18L17 40V36H16ZM15 41V42H16ZM40 41V40H39ZM98 41V40H97ZM97 41H95V43L97 42ZM115 41H117V40H115ZM117 41V42H118ZM141 41H142V39H141ZM180 41H179V43H180ZM214 42H215V40H213ZM24 42V41H23ZM38 42V41H37ZM50 42V41H49ZM60 42V41H59ZM59 42H58V44H59ZM62 42H64V44H62ZM89 42V41H88ZM102 42H103V40H102ZM108 42V41H107ZM113 42V41H112ZM170 42V41H169ZM214 42H212V45L210 46L209 44H207V43H202V44H200V47H204V48H206V49H209L210 47H213L214 46ZM9 43V42H8ZM13 43V42H12ZM21 43V42H20ZM19 43V44H20ZM44 43V42H43ZM47 43V42H46ZM93 43V42H92ZM105 43V42H104ZM164 43H166V40H165V42ZM175 43V42H174ZM17 44V43H16ZM18 44V45H19ZM38 44H41V43H38ZM45 44V43H44ZM48 44H50V43H48ZM97 44V43H96ZM108 44H109V42H108ZM113 44V43H112ZM112 44H111V46H110V49H112L111 47H112ZM173 43H171V45H172ZM12 45V44H11ZM11 45H9V46H11ZM43 45V44H42ZM74 45V44H73ZM78 45H79V43H78ZM106 45V44H105ZM104 45V46H105ZM110 45V44H109ZM109 45H108V47H109ZM116 45V44H115ZM118 45V44H117ZM164 45V44H163ZM166 45H167V43H166ZM170 45V46H171ZM174 45H177V44H173V46ZM7 46H8V44H7ZM20 46V45H19ZM41 46V45H40ZM51 46V45H50ZM55 46H56V44H55ZM59 46V45H58ZM98 46V45H97ZM141 46V45H140ZM140 46L138 47V50L137 51H140L139 50V48H140ZM151 45H150V43H149V50H151L150 48L152 47H150ZM155 46V45H154ZM158 46V45H157ZM186 46V45H185ZM26 47H24V48H26ZM49 47V46H48ZM53 47H54V45H53ZM61 46H59V47H57V48H60ZM85 47V46H84ZM114 47V46H113ZM118 47V46H117ZM160 47V46H159ZM169 47V46H168ZM194 47V46H193ZM6 48V47H5ZM7 48H9V47H7ZM21 48V47H20ZM23 48V47H22ZM21 48V49H22ZM43 48H44V46L42 47V49H41V47L39 48V49H41V50H43ZM55 48V47H54ZM53 48V49H54ZM63 48V47H62ZM62 48H60V50L62 49ZM82 48V47H81ZM88 48V47H87ZM96 48V47H95ZM94 48V49H95ZM141 48H143V47H141ZM147 48V47H146ZM165 48V47H164ZM192 48V47H191ZM251 48V47H250ZM27 49V48H26ZM51 49H52V46H51ZM52 49V50H53ZM72 49V48H71ZM167 49V48H166ZM171 49H173V48H171ZM178 49H179V46H178ZM193 50H195L194 48H192ZM255 49V48H254ZM253 49V50H254ZM7 50V49H6ZM18 50V49H17ZM16 50V51H17ZM30 50V49H29ZM35 50V49H34ZM50 50V49H49ZM52 50H51V53H52ZM55 50H57L56 48H55ZM59 50V51H60ZM67 50L68 49H66V51H64V52H62L63 54L65 53V52H67ZM79 50V49H78ZM81 50V49H80ZM84 50H85V48H84ZM113 50V49H112ZM149 50H147L148 52H149ZM153 50V49H152ZM164 50V49H163ZM185 50V49H184ZM184 50H182V51H184ZM251 50V49H250ZM15 51V50H14ZM37 51H39V50H37ZM44 51V50H43ZM46 51V50H45ZM44 51V52H45ZM75 51V50H74ZM111 51V50H110ZM137 51H136V53H137ZM146 51V52H147ZM154 51H155V49H154ZM166 51V50H165ZM174 51H175V49H174ZM174 51H171L170 53H172V52H174ZM181 51V52H182ZM196 52H198V53H196V54H198V56H200V53L202 52V51H198V50H195ZM246 51V50H245ZM258 51V50H257ZM7 52V51H6ZM11 52V51H10ZM18 52V51H17ZM33 52V51H32ZM41 52V51H40ZM43 52V53H44ZM53 52H54V50H53ZM69 52V51H68ZM72 52V51H71ZM77 52V51H76ZM144 52V51H143ZM168 53H169V51H167ZM180 52V51H179ZM185 52V51H184ZM192 52V51H191ZM190 52V53H191ZM194 52V51H193ZM259 52V51H258ZM13 53V52H12ZM26 53V52H25ZM37 52H35V54H36ZM112 53V54H113ZM142 53V52H141ZM155 53V52H154ZM169 53V54H170ZM175 53H176V51H175ZM183 53V52H182ZM190 53H188V54H190ZM264 53V52H263ZM1 54V53H0ZM8 54V53H7ZM19 55L20 54H22V53H18ZM16 55V56H19V55ZM30 54H32L31 52H30ZM45 54V53H44ZM49 54V53H48ZM57 54V53H56ZM55 54V55H56ZM59 54V53H58ZM63 54H61L62 56H63ZM89 54V53H88ZM148 54V53H147ZM146 54V55H147ZM149 54H151V53H149ZM156 54H158L159 55V53H156ZM154 55V57H156V59H157V57H159V56H157V55ZM165 54V53H164ZM168 54V55H169ZM188 54H186V55H188ZM191 54H193V53H191ZM196 54H194L195 56H196ZM253 54H254V52H253ZM2 55V54H1ZM23 55H25V54H23ZM32 55H34V54H32ZM32 55H30V56H32ZM43 55V54H42ZM60 55V56H61ZM65 55H66V53H65ZM142 55H143V53H142ZM145 55V54H144ZM145 55V56H146ZM164 56L162 53L160 54V56ZM175 55L176 54H174V56L172 55V57H175ZM185 55V56H186ZM194 55H193V57H194ZM14 56V55H13ZM28 56V55H27ZM35 56V55H34ZM44 56V55H43ZM42 56V57H43ZM49 56V55H48ZM53 53H52V57L51 58H53ZM56 56H58V55H56ZM149 56V55H148ZM152 55H150V57H151ZM166 56H167V54H166ZM257 56V55H256ZM1 57V56H0ZM6 57H8L7 55H6ZM25 57H26V55H25ZM29 57V56H28ZM45 57V56H44ZM59 57V56H58ZM168 57V56H167ZM11 58H13V57H11ZM17 58V57H16ZM27 58V57H26ZM46 58V57H45ZM139 58V57H138ZM153 58V57H152ZM164 58V57H163ZM162 58V59H163ZM166 58V57H165ZM169 58H171V56L169 55ZM183 58V57H182ZM219 58H221V61H222V64L219 66V67H216V63L218 62V60H219ZM232 59V60H228V59ZM258 59H259V56L257 57ZM9 59V58H8ZM8 59H6V60H8ZM25 59V58H24ZM31 59V58H30ZM29 59V60H30ZM37 59H38V57H37ZM58 59H60V58H58ZM62 59H64V58H62ZM143 59V58H142ZM142 59H134V60H131V61H133L134 62V64L136 65V64H139V63H142L143 61L145 62V63H149L150 62V60H152V59H150V58H148V59H145V60H143L142 61ZM155 59V58H154ZM153 59V61H155ZM162 59H161V61H162ZM202 59H204V58H202ZM246 59H248V58H246ZM251 59V58H250ZM2 60V59H1ZM5 60V59H4ZM11 60V62H12V59H10ZM9 60V61H10ZM15 60H17V59H15ZM111 60V59H110ZM158 61H159V59H157ZM176 60H178V56H177V59ZM180 60H181V58H180ZM179 60V61H180ZM185 60V59H184ZM249 60V59H248ZM14 61V60H13ZM19 61V63L20 64H22L24 61H22V60H18ZM27 61V60H26ZM34 61V60H33ZM52 61H54V59L52 60ZM112 61V60H111ZM118 61V62H117ZM142 61V62H141ZM152 61V62H153ZM171 61V60H170ZM179 61H178V63H179ZM232 61V62H231ZM244 61V60H243ZM247 61V60H246ZM1 62H3V61H1ZM17 62V61H16ZM36 63H37V61H35ZM115 62H114V64H115ZM123 62V61H122ZM182 63H184L183 61H181ZM180 62V63H181ZM231 62V64L230 65H228L229 63ZM25 63V62H24ZM165 63H166V61H165ZM168 63V62H167ZM181 63V64H182ZM237 63V62H236ZM235 63V65H237ZM260 63V62H259ZM258 63V64H259ZM15 64H17V63H15ZM14 64V65H15ZM32 64V63H31ZM118 64H120V63H118ZM130 64V63H129ZM242 64V63H241ZM258 64H257V66H258ZM3 65V64H2ZM24 65L25 64H23V68H24ZM145 64H143V66H144ZM147 65H149V64H147ZM234 65V66H235ZM260 65V64H259ZM22 66V65H21ZM32 66H33V64H32ZM32 66H30V67H32ZM126 66V65H125ZM150 66H152V67H154V68H157V71L158 70H160V68H162L163 66H165L162 62L161 63H158L157 61H155L154 63H151V65ZM184 66V65H183ZM182 66V67H183ZM187 66H188V64H187ZM256 66V67H257ZM20 67V66H19ZM29 67V66H28ZM38 67V66H37ZM127 67V66H126ZM128 67H130L129 65H128ZM132 67H134V66H132ZM131 67V69H133ZM139 67H140V65H139ZM139 67L138 66H136V69H135V73H136V75H139V76H141V73H143L144 72V70L142 71L141 69H139ZM141 67H142V65H141ZM176 67V66H175ZM174 67V68H175ZM178 67V66H177ZM181 67V68H182ZM254 67V66H253ZM252 67V68H253ZM15 69L14 70H16V66L14 67ZM180 68V67H179ZM231 68V67H230ZM229 68V69H230ZM251 68V67H250ZM250 68H248V69H250ZM255 68V67H254ZM258 68L260 69V66H258ZM258 68H257V70H258ZM20 70L22 69V67L21 68H19ZM29 69V68H28ZM33 69H34V67H33ZM37 69V68H36ZM177 69V68H176ZM24 70L26 71L27 69H25L24 68ZM24 70H21V72L22 71H24ZM153 70V69H152ZM166 70H167V68H166ZM171 70H172V67H171ZM170 70V71H171ZM196 70H197V68H196ZM208 70V69H207ZM11 71V70H10ZM24 71V74L26 73ZM133 71V70H132ZM147 71V70H146ZM168 71V70H167ZM176 71V70H175ZM228 71V70H227ZM259 71V70H258ZM34 72V71H33ZM153 72H155V71H153ZM153 72H151V73H153ZM177 72H179V70H177ZM196 72V71H195ZM235 72H236V70H235ZM248 72V71H247ZM249 72H252V70L251 71H249ZM257 72V71H256ZM134 73V74H135ZM166 73V72H165ZM199 73V72H198ZM259 73V72H258ZM7 74L8 75H10L9 74V71L7 72ZM14 74V71H13V73H11V75H13ZM156 74H158V73H156ZM197 74V73H196ZM206 74H207V72H206ZM250 74V73H249ZM15 75V74H14ZM13 75V76H14ZM146 75V74H145ZM226 75V74H225ZM246 75V74H245ZM248 75V74H247ZM246 75V76H247ZM250 75H252V74H250ZM262 75V74H261ZM12 76V77H13ZM135 76V75H134ZM142 76H143V74H142ZM197 76V75H196ZM206 76V77H207ZM224 76V75H223ZM237 76V75H236ZM11 77V76H10ZM18 77H19V75H18ZM146 77H151V76H146ZM205 77V75H204V79L206 78ZM251 77V76H250ZM17 78V77H16ZM202 78V77H201ZM228 78V77H227ZM244 78V77H243ZM242 78V79H243ZM245 78H247V77H245ZM244 78V79H245ZM259 78V77H258ZM20 79V78H19ZM147 79V78H146ZM149 79V78H148ZM151 79V78H150ZM203 79V81H207V80H204ZM248 79H249V77H248ZM248 79H246L245 80V82L248 80ZM251 79V78H250ZM261 79V78H260ZM260 79L258 80V84L256 85V86H251V88H250V91L248 90V93H251V94H253L252 95V98H253V101H248L249 103H248V107H254V112H252V113H255L254 115H256L255 117H256V119L258 118V117H260L261 115L260 114H264V91H263V88H262V86H261V84L263 83H260ZM129 80H131V78L129 79V77H122L121 79H120V82H122L123 81V83H127V82H130ZM139 80V79H138ZM144 80V79H143ZM143 80H142V83H143ZM200 80H202V79H200ZM150 81V80H149ZM149 81H147V82H149ZM241 81H243V80H241ZM249 81V80H248ZM262 81V80H261ZM1 82V81H0ZM25 82V81H24ZM145 82V81H144ZM198 82V81H197ZM196 82V83H197ZM253 82V81H252ZM255 82H256V79H255ZM16 83V82H15ZM140 83V82H139ZM142 83H140V86H141V88L142 87H144V86H142L143 84ZM195 83V84H196ZM248 83V82H247ZM254 83V82H253ZM1 85H2V83H0ZM142 84V85H141ZM160 84V83H159ZM158 84V85H159ZM161 84H162V82H161ZM199 83H197V85H198ZM138 85V84H137ZM147 84L145 83V86H146ZM175 85V84H174ZM220 85V84H219ZM139 86V87H140ZM155 86V85H154ZM178 86V85H177ZM17 87V86H16ZM55 87V86H54ZM156 87V86H155ZM159 87V86H158ZM194 87H195V85H194ZM245 87V86H244ZM243 86L240 88V89H243L244 88ZM141 88H140V90H141ZM218 88V87H217ZM10 89H11V87H10ZM9 89V90H10ZM56 89H57V87H56ZM72 89V88H71ZM148 89H150V88H148ZM239 89V90H240ZM261 89H262V91H261ZM2 90V89H1ZM6 90V89H5ZM7 90H8V88H7ZM8 90V91H9ZM139 90V91H140ZM152 90V89H151ZM155 90H157V89H155ZM158 90H160V89H158ZM219 90V89H218ZM238 90V91H239ZM15 91V88L13 89V92ZM55 91V90H54ZM54 91H53V93H54ZM146 90H145V88L143 89L142 88V93H143V95H144V92H145ZM149 91V90H148ZM211 91V90H210ZM214 91V90H213ZM242 91H244L245 92V94L244 95H246V93H247V91H245V90H242ZM5 93L7 92V91H4ZM10 92V91H9ZM38 92H40V91H38ZM37 92V93H38ZM48 92V91H47ZM52 92V91H51ZM56 92V91H55ZM58 92V91H57ZM156 92V91H155ZM167 91H165V93H166ZM171 92V91H170ZM169 92V93H170ZM177 92H179V91H177ZM177 92H174V94H175V97L178 99V97H179V94L177 93ZM182 92V91H181ZM1 93V92H0ZM14 93H16V92H14ZM157 93V92H156ZM164 93V94H165ZM172 93V92H171ZM171 93H170V95H171ZM183 94L185 93V91L184 92H182ZM203 93V92H202ZM217 93V92H216ZM242 93V92H241ZM240 92H239V94H241ZM2 94V93H1ZM8 94V93H7ZM93 94H96V93H93ZM146 94H148V93H146ZM187 94H189V93H187ZM187 94H185V95H181V98L183 97V99H182V102L184 101V103H185V101H186V97H188L187 96ZM243 94V93H242ZM242 94H241V96H242ZM10 96H6V94H2V96L0 95V109L4 106V102L5 101H7L8 102V100H5V98H7V97H14V95H12V93L10 92V94H9ZM26 95V94H25ZM29 95V94H28ZM27 95V96H28ZM71 95V94H70ZM78 95V94H77ZM167 95V94H166ZM191 97H192V99H191V101H193V102H197V101H201L202 103H201V106L198 104V108L196 109V107H190L191 108V110H194V115H193V117L194 118H192V117H190L191 119H192V121H191V126H192V130H193V135H189V139H191L192 141L191 142H193V147H191V149L190 150H181V146H180V149H179V147L177 148V147H173V144L172 143H170V140H169V135L171 134V131H173V130H178V129H180L181 131L182 130H184L185 129V126L187 125V120H186V115H184L183 117L182 116H178V115H180V113L179 114H175L173 111H172V109H171V111H169V107H168V109H166V107L164 108L163 106H161V101L160 102H156V105L155 106H149V107H147L146 109H143V107L142 106H139V107H137V110H135V109H133V108H136V106H133L131 103L129 104V107H128V109L132 112V113H130V114H127V112H125V114L123 113L122 114V112L120 111V108H121V104L118 102V101H116V100H113V103L114 104H116L117 103V105L119 104V110H118V107H117V109H116V111H117V114L118 113H120L119 115H117L116 116V114L114 115L115 116V118H114V120L113 121H111L110 122V124H109V128L107 127V129L106 130H111L112 132H113V135L114 136H116V137H119L120 138V136H124V134H123V132L125 131V129H128L129 131L128 132H130V127L132 126V124H133V122H134V120L135 119H138V120H135V121H138V122H140L143 126H146L147 128H149L150 129V132H151V134L153 133V131H157L156 133L157 134H155V135H158V138H156L155 140H149V139H142L141 138V141H140V145L138 146V147H136L135 148V146H137L138 144H136V145H134V144H132L133 145V147H128V148H130V150H129V155H130V153L131 154H137V155H139V157H135V158H133V159H131L130 161H129V164H128V169L127 170H129V171H131L132 173H138V174H140V172H142L143 170H145V172H148V173H157V174H161L162 175V170L163 169H165V167L166 168H168L169 169V178H170V186H172V187H170V188H168L167 189V191L165 192H161V191H159L158 189L159 188H155V186H154V195H152V204H154V206H156L157 208H158V202L159 201H161V202H163V203H170V202H172V204H174V201L175 200H178L182 205H183V207L189 212V213H194V216H196V214H199V213H197V212H199V211H201L202 213H203V209L202 208H200V202H199V200L200 199H202V198H204L203 196L205 195H207V196H215V195H221V199L223 200V207H224V210L226 211V206H227V208H228V210L229 211H233V214H235V216L238 218V220L240 221V220H244L246 223H250V225H251V223H252V225H251V228H256V227H258V226H260L262 223H264V197H262L261 196V194H260V192H261V188H260V186L259 185H257V182H258V179H260V176L262 175V174H264V173H262L261 174V172H260V170H259V168H261V166H260V161L259 160H256L255 162H254V165H255V169H254V171L252 172V167H251V172H248V175H246V172L245 171H240V173L241 172H243V176L245 177V179H246V183L245 182H243V180H242V175H238L237 173H239V172H237V170H238V168H241V167H239V163H238V166H236L237 167V169H235L236 171L234 172V173H230L229 175H227L226 174V169H224L225 167H224V165H226L227 163H226V161H224V160H222L221 159V157H224V156H226V155H228V151L230 150V148L232 147L233 149L234 148H236V144L237 145H239L238 143V141L236 140V138L238 139V137L237 136H240V129H239V126H240V124H239V122H238V118H240L239 116H237L236 115V117L237 118H235L231 123L229 122V123H226V122H224V121H226L225 120V118H226V113L228 112V111H230V112H232V111H237V110H239V108H238V105H236V106H232L231 105V107H230V105L229 106H222V107H220L219 109H217L218 111H215L214 110V102H212V101H210V96H207V92H204V94H199L198 92L197 93H195V92H192L191 93ZM93 96V95H92ZM96 96H98V95H96ZM145 96V95H144ZM17 98H18V95L16 96ZM29 97V96H28ZM52 98L54 97V96H51ZM71 97V96H70ZM165 97L166 96H164L163 97V95H161V93L160 94H158V95H156V97H155V99H156V101H158V100H162V102H165L163 99H165ZM167 97L169 98L170 96H168L167 95ZM166 97V99H168ZM9 98H7V99H9ZM35 98H37V97H35ZM52 98H51V100H52ZM72 98V97H71ZM96 99H97V97H95ZM94 98V99H95ZM171 98V97H170ZM189 98H190V96H189ZM204 98H205V100H204ZM250 98H251V96H250ZM95 99V100H96ZM13 100V99H12ZM12 100H11V102H12ZM70 100V99H69ZM111 100V99H110ZM170 100V99H169ZM168 100V101H169ZM173 100V99H172ZM188 100V99H187ZM18 101V100H17ZM47 101H48V99H47ZM167 101V100H166ZM6 102V103H7ZM24 102V101H23ZM22 102V103H23ZM46 102V101H45ZM44 102V103H45ZM62 102V101H61ZM180 102V101H179ZM193 102H192V104H193ZM16 103V102H15ZM27 103V102H26ZM48 103V102H47ZM51 103V102H50ZM74 103V102H73ZM99 103V102H98ZM107 103H108V101H107ZM153 103V102H152ZM172 103V102H171ZM176 103V102H175ZM186 103H188V101L186 102ZM186 103L184 104V105H186ZM11 104V103H10ZM36 104V103H35ZM57 104V103H56ZM68 104V103H67ZM70 104V103H69ZM76 104V103H75ZM111 104V103H110ZM128 103H125L124 105H127ZM173 104H174V101H173ZM183 104V103H182ZM191 104V103H190ZM247 104V103H246ZM8 105V104H7ZM6 105V106H7ZM15 105V104H14ZM29 105V104H28ZM48 105V104H47ZM105 105V104H104ZM116 105V106H117ZM152 105V104H151ZM165 105V104H164ZM171 105V104H170ZM178 105V104H177ZM188 105V104H187ZM195 105V104H194ZM193 105V106H194ZM6 106L4 107V108H6ZM59 106V105H58ZM58 106H57V108H56V110H58ZM68 106V105H67ZM74 106V105H73ZM72 106V107H73ZM79 106V105H78ZM175 106V105H174ZM189 106V105H188ZM186 107L187 109H190L189 107ZM196 106H197V104H196ZM244 106L246 107L247 105H245L244 104ZM13 107V106H12ZM25 107V106H24ZM32 107V106H31ZM56 107V106H55ZM66 107V106H65ZM69 107V106H68ZM75 107V106H74ZM73 107V108H74ZM85 107V106H84ZM97 107V106H96ZM99 107V106H98ZM106 108H107V106H105ZM115 107V106H114ZM113 107V108H114ZM252 107V108H253ZM7 108H8V106H7ZM49 108V107H48ZM112 108V107H111ZM116 108V107H115ZM126 108V107H125ZM124 108V109H125ZM172 108H173V106H172ZM193 108V109H192ZM247 108V107H246ZM246 108H244V109H246ZM30 108H28L27 110H29ZM44 110L46 109V112H47V108L45 107V108H43ZM50 109H52V108H50ZM60 109V108H59ZM75 109V108H74ZM82 109V106H81V108H80V110ZM89 109H90V107H89ZM95 109V108H94ZM94 109H93V113L94 112H96L97 113V111H94ZM109 109V108H108ZM241 109V108H240ZM243 109V110H244ZM3 110V109H2ZM1 110V111H2ZM12 110V109H11ZM19 110V109H18ZM62 110V109H61ZM91 110V109H90ZM97 110V109H96ZM175 111H176V109H174ZM247 110L249 111V108L248 109H246L245 111L247 112ZM21 111H23V109H21ZM30 111V110H29ZM32 111V110H31ZM88 111V110H87ZM101 111L102 110H100V114H101ZM112 111V110H111ZM115 111V110H114ZM16 112H18V111H16ZM45 112V111H44ZM45 112V113H46ZM72 112V111H71ZM86 111H84V113H85ZM89 112V111H88ZM91 112L92 111H90V114H91ZM103 112V111H102ZM110 112V111H109ZM177 112V111H176ZM187 112V111H186ZM190 112V111H189ZM229 112V113H230ZM245 112V113H246ZM23 113V112H22ZM27 113V112H26ZM33 113V112H32ZM39 113V112H38ZM45 113H43V114H45ZM51 113V112H50ZM83 113V112H82ZM83 113V114H84ZM188 113V112H187ZM197 113V114H196ZM238 113V112H237ZM19 113H17V115H18ZM37 114V113H36ZM53 114H54V112H53ZM71 114V113H70ZM87 114V113H86ZM106 114V113H105ZM112 114H113V111H112ZM182 114H183V112H182ZM239 114V113H238ZM250 114V113H249ZM248 114V115H249ZM23 115H25V113L23 114ZM28 115V114H27ZM58 115V114H57ZM74 115V114H73ZM76 115V114H75ZM82 114L80 113L79 114V116H81ZM108 115H109V113H108ZM196 115V116H195ZM247 115V114H246ZM1 116V115H0ZM21 116V118H22V115H20ZM20 116H19V118H20ZM30 116V115H29ZM38 116V115H37ZM42 116V115H41ZM49 116H51V115H49ZM72 116V115H71ZM83 116H85V115H83ZM82 116V117H83ZM93 116V115H92ZM92 116H90V117H92ZM107 116V115H106ZM18 117V116H17ZM32 117V116H31ZM43 117V116H42ZM87 117V116H86ZM85 117V118H86ZM97 117H98V115H97ZM103 117H105L104 116V113H103ZM249 117V116H248ZM250 117H252V116H250ZM263 117V116H262ZM2 118V117H1ZM25 118H28V116H26ZM33 118V117H32ZM39 118V117H38ZM64 118V117H63ZM253 118H254V116H253ZM31 119V118H30ZM35 119H37V118H35ZM76 119V118H75ZM83 119V118H82ZM94 119V118H93ZM103 119V118H102ZM105 119V118H104ZM107 119V118H106ZM110 119V118H109ZM108 119V120H109ZM221 119L223 120V121H221ZM252 119V118H251ZM250 119V120H251ZM255 119V118H254ZM255 119V120H256ZM259 119V118H258ZM28 120V119H27ZM38 120V119H37ZM67 121H68V119H66ZM65 120V121H66ZM70 120V119H69ZM72 120V119H71ZM70 120V121H71ZM77 120V119H76ZM89 120V119H88ZM100 120V119H99ZM220 120V121H219ZM240 120H241V118H240ZM247 120H248V118H247ZM36 121V120H35ZM64 121V120H63ZM91 121V120H90ZM95 121V120H94ZM190 121V120H189ZM214 121H216V123H213ZM219 121V122H218ZM263 121V120H262ZM28 124H29V121H26ZM26 122H24V123H26ZM38 122V121H37ZM69 122V121H68ZM108 122V121H107ZM52 123V122H51ZM50 123V124H51ZM72 123H73V121H72ZM99 123V122H98ZM242 123V122H241ZM247 123H248V121H247ZM251 123V122H250ZM55 124V123H54ZM74 124V123H73ZM77 124H78V122H77ZM100 124V123H99ZM98 124V125H99ZM243 124H246V122L245 123H243ZM52 125V124H51ZM79 125V124H78ZM74 126V125H73ZM95 126H97V125H95ZM242 127V126H241ZM249 127V126H248ZM259 127V126H258ZM78 128V127H77ZM97 128H99V127H97ZM83 129H84V127H83ZM145 129V128H144ZM243 129V128H242ZM249 129V128H248ZM257 129H259V128H257ZM81 130H82V128H81ZM132 130V129H131ZM146 130V129H145ZM250 130V129H249ZM249 130H247V131H249ZM246 131V132H247ZM258 131V130H257ZM110 132V131H109ZM132 132V131H131ZM147 132V131H146ZM145 132V133H146ZM243 132H245L244 131V129H243ZM242 132V133H243ZM14 132H12L11 131V128L7 125V124H5V122L3 123L2 121H1V119H0V156H1V153L3 152L4 153V151H3V148L2 147H4L3 145H1V142H2V137H6V136H8V135H11V134H13ZM181 133V132H180ZM3 134H5L4 136H3ZM111 134V133H110ZM109 134V135H110ZM128 134H130L131 135V133H128ZM128 134H127V136H128ZM147 134L149 135V133L147 132ZM146 134V135H147ZM150 134V135H151ZM108 135V136H109ZM141 135V134H140ZM144 135V134H143ZM142 135V136H143ZM145 135V136H146ZM150 135H149V137H150ZM154 135V134H153ZM261 135V134H260ZM125 136H126V134H125ZM141 136V137H142ZM157 137V136H156ZM11 138H12V136H11ZM17 138V137H16ZM118 138V139H119ZM122 138V137H121ZM7 139V138H6ZM10 139V138H9ZM19 139V138H18ZM75 139H77V138H75ZM118 139H116V140H118ZM124 139V138H123ZM123 139H121V140H123ZM129 139V138H128ZM131 139H133V138H131ZM130 139V140H131ZM139 139V138H138ZM188 139V138H187ZM249 139H251V138H249ZM256 139V138H255ZM11 140V139H10ZM112 140V139H111ZM136 140V139H135ZM176 140V139H175ZM119 141V140H118ZM134 141V140H133ZM264 141V140H263ZM21 142H22V140H21ZM20 142V143H21ZM116 142V141H115ZM114 142V143H115ZM130 142H132V141H130ZM136 142V141H135ZM251 142H253V141H251ZM20 143H19V145L18 146H20ZM129 143V142H128ZM254 143V142H253ZM257 143V142H256ZM6 144V143H5ZM10 144V143H9ZM14 144V143H13ZM15 144H16V142H15ZM118 144V143H117ZM178 144V143H177ZM264 144V143H263ZM7 145V144H6ZM5 145V146H6ZM25 145V144H24ZM162 145H167L168 147L170 146L171 148H170V151H169V153H165V151L161 148V146ZM180 145V144H179ZM182 145V144H181ZM22 146V145H21ZM19 147V148H23V147ZM130 146V145H129ZM183 146V145H182ZM255 146V145H254ZM12 147V146H11ZM126 147V146H125ZM187 147H188V145H187ZM257 147V146H256ZM5 148V147H4ZM9 148V147H8ZM116 148H117V146H116ZM120 148V147H119ZM127 148V147H126ZM127 148V149H128ZM133 148H135L136 150H133V151H131V149H133ZM261 148H264L263 147V145H262V147ZM18 149V148H17ZM251 149V148H250ZM9 150H11V149H9ZM23 150H24V152L26 153V154H29V152L30 151H32V150H28V149H25V148H23ZM262 150V149H261ZM16 151V150H15ZM21 151V150H20ZM29 151V152H28ZM252 151H254V150H252ZM260 151V150H259ZM33 152V151H32ZM177 154H176V153ZM2 153V154H3ZM34 153V152H33ZM117 153H118V155H117V158L116 157H114V164H116V165H118V166H122V164L124 163L123 162V159H121V158H118V157H121L122 156V153H126L125 151H120V152H118L117 151ZM250 153H252V152H250ZM256 154H257V152H255ZM5 154H6V152H5ZM62 154H60V156H61ZM253 155H254V152H253ZM5 156V155H4ZM13 155H11V157H12ZM60 156H58V157H60ZM124 156V155H123ZM128 156V155H127ZM190 157V159L192 158L193 160H194V162H195V164H196V166L193 168V171H190V172H185V171H183L184 169H182L183 167H184V165H183V167H176L175 165H174V163H172L173 161H172V159H174L175 161L176 160H180L181 161V159L183 160V158L184 157ZM9 157V156H8ZM7 157V158H8ZM18 157V156H17ZM36 157V156H35ZM125 157V156H124ZM251 157H253V156H251ZM10 158V157H9ZM8 158V159H9ZM51 158V157H50ZM64 158H67L65 155H63V160H64ZM172 158V159H171ZM3 159V158H2ZM0 160L1 161V163L3 164V163H5V160L3 159V160ZM15 159V158H14ZM52 160L53 159H55V158H51ZM59 159V158H58ZM56 160L55 159V161H59V160ZM191 159V160H192ZM230 159V158H229ZM228 159V160H229ZM50 160V159H49ZM70 160V159H69ZM149 160H153L154 162L150 165V167L149 168H147L146 166H147V164H148V161ZM184 160H185V158H184ZM183 160V161H184ZM231 160H233V159H231ZM25 161V160H24ZM29 161H31V160H29ZM29 161H27L28 163H29ZM46 161V160H45ZM44 161V162H45ZM188 161V160H187ZM217 161V162H216ZM242 161V160H241ZM241 161H239V162H241ZM244 161V160H243ZM7 162V161H6ZM48 162V161H47ZM69 162H71V160L69 161ZM177 163H176V165L177 164H179L178 163V161H176ZM182 162V161H181ZM229 162H231L230 160H229ZM228 162V163H229ZM238 162V161H237ZM27 163V164H28ZM46 163V162H45ZM126 163V162H125ZM182 163H184V162H182ZM6 164V163H5ZM4 164V165H5ZM32 166L33 167H35L36 168V166L37 167H41V166H43V162L42 161H39V160H36V161H32ZM66 164V163H65ZM127 164V163H126ZM146 166H145V165ZM192 164V163H191ZM232 164H233V162H232ZM241 164V163H240ZM1 165V164H0ZM144 165V166H143ZM262 165H264V164H262ZM7 166V165H6ZM6 166H3V167H6ZM11 166V165H10ZM72 166V165H71ZM178 166V165H177ZM186 166H190V165H186ZM3 167H1V169L3 168ZM26 167V169H25V171L28 173V175L30 176V177H32L31 176V174H30V169L27 167V166H25ZM30 168H31V166H29ZM74 167V166H73ZM263 167V166H262ZM180 168L182 169V170H180ZM188 168V167H187ZM6 170H7V167L5 168ZM167 169V170H168ZM18 170V169H17ZM74 170H75V168H74ZM185 170H186V168H185ZM13 172L15 171V170H12ZM21 171V170H20ZM187 171V170H186ZM262 171H263V169H262ZM264 172V171H263ZM16 173H17V171H16ZM16 173H14L15 175H17ZM22 173V172H21ZM44 173H46L45 171H44ZM166 173V172H165ZM171 173V174H170ZM47 174V173H46ZM131 174V173H130ZM11 175V174H10ZM19 175V174H18ZM21 175V174H20ZM28 175L25 177H23L21 180H22V183H23V185L25 184H27V177H28ZM48 175V174H47ZM80 175V174H79ZM14 176V175H13ZM127 176V175H126ZM130 176V175H129ZM248 176H250L249 178H248ZM128 177V176H127ZM166 177V176H165ZM230 178V182H231V194L233 195V197L232 198H228L227 197V194H226V184H227V180ZM262 177V176H261ZM129 178V177H128ZM141 178V177H140ZM167 178V177H166ZM130 179V178H129ZM163 179V178H162ZM244 179V180H245ZM19 180V179H18ZM133 180V179H132ZM260 180H262V178L260 179ZM51 181H53V180H51ZM54 182H56V181H54ZM132 182V181H131ZM167 183V182H166ZM28 185H30V183H28ZM161 185V184H160ZM261 185V184H260ZM39 186H43V187H41V188H39V189H42V191L40 192V191H37V190H35L34 189V187L35 186H32L33 188H32V190H33V193H36L37 194V197H40L41 198V196H39V192L40 193H43L45 196H47V195H49L50 196V194H49V191H47L46 192V190H45V185L41 182L40 184H38V187ZM26 187H27V185H26ZM148 187H150V185L148 186ZM168 187V186H167ZM31 188V187H30ZM92 189V188H91ZM149 189V188H148ZM91 191H93V190H91ZM148 191V190H147ZM144 192V191H143ZM146 192V191H145ZM142 193V192H141ZM36 194H33L34 196L36 195ZM30 195H32V194H30ZM30 195H28V196H30ZM33 195L32 196H30L31 198L33 197ZM262 195H264V194H262ZM29 197V198H30ZM76 197V196H75ZM146 197V196H145ZM28 198V199H29ZM42 198H44V197H42ZM41 198V199H42ZM35 199H37V198H35ZM35 199L33 200L34 202H35ZM40 199V200H41ZM99 199H100V197H99ZM105 201H107V203L106 202H103L102 201V204L104 203V209L103 210H101L99 213H98V215H97V218H95V216H90L89 217V219H88V221L90 222V223H93V224H95V223H97V222H99L98 224L100 225L99 227H98V229L96 230V228H95V230L97 231H95V237H96V239L102 244V245H104V246H107V248H108V251L107 252H105L104 250V252H103V255H105V258L106 259H108L109 260V262L110 263H114V262H116L117 264H126V259L128 260L127 262H130V256H129V251H130V249H131V242L128 240V238H127V235H128V232H127V230H125V227H124V225H123V221H122V215H123V213H122V211H120L118 208H116L113 204H111V202L107 199V198H103ZM209 199V198H208ZM78 200V199H77ZM81 200V198L79 199V201ZM206 200V199H205ZM32 201V200H31ZM38 201H39V198H38ZM65 201V200H64ZM73 201V200H72ZM100 201V200H99ZM209 201V200H208ZM29 202V201H28ZM34 202H32V203H34ZM69 202V201H68ZM82 202V201H81ZM80 202V203H81ZM70 203V202H69ZM36 204V203H35ZM54 204L55 205H57V207L58 206H62V205H60L59 204V202H57V200L54 202ZM65 204V203H64ZM72 204V203H71ZM83 204V203H82ZM66 205H67V202H66ZM74 205V204H73ZM77 205V204H76ZM79 205V204H78ZM74 207H76V206H74ZM156 207H155V209H156ZM52 208V207H51ZM80 207H77V209H79ZM99 207H97L96 209H98ZM102 208V207H101ZM206 208V207H205ZM63 209V208H62ZM74 209V208H73ZM86 209V208H85ZM90 209V208H89ZM89 209H87V211H89ZM154 209V208H153ZM152 209V210H153ZM57 210V209H56ZM80 210V209H79ZM83 210H84V208H83ZM205 210V209H204ZM69 211V210H68ZM85 211V210H84ZM156 211V210H155ZM65 212V211H64ZM157 212V211H156ZM163 212V211H162ZM200 212V213H201ZM2 212H0V214H1ZM70 213V212H69ZM93 213V212H92ZM164 213V212H163ZM50 214H53L54 215V212L52 211ZM48 215L49 217L51 216V215ZM65 214L67 215L68 213L67 212H65ZM3 215H5V214H2V216ZM61 215V214H60ZM71 215V214H70ZM73 215V214H72ZM63 216V215H62ZM201 216H203V215H201ZM65 217V216H64ZM70 217V216H69ZM200 217V216H199ZM50 219V218H49ZM52 219V218H51ZM55 219H57V218H55ZM60 219V218H59ZM59 219H57V221L59 220ZM8 220V219H7ZM54 220V219H53ZM61 220V219H60ZM175 220V219H174ZM10 221V220H9ZM9 221L7 222L8 224H9ZM55 221V223H56V220H54ZM53 221V222H54ZM49 222H52V221H49ZM52 222V223H53ZM59 222V221H58ZM61 222V221H60ZM244 222V223H245ZM10 223H12V222H10ZM76 224V223H75ZM98 224H96V225H98ZM240 224H242V222L240 223ZM217 225V224H216ZM37 226V225H36ZM94 226V225H93ZM218 226V225H217ZM261 226H263V225H261ZM39 227H41V226H39ZM241 227V226H240ZM264 227V226H263ZM12 228H14V230L15 229H17V228H15V226L13 227V225L11 226V229ZM92 229H93V227H91ZM259 228V227H258ZM242 229H243V226H242ZM39 230V229H38ZM219 231L220 233H221V231L219 230V226H218V229L216 228L215 229V231ZM241 230V229H240ZM247 230V229H246ZM261 230V229H260ZM17 231V230H16ZM263 230H261L260 232H262ZM19 232V230L16 232L17 234H16V237H15V239H22L24 236H22V234L21 233H18ZM90 232V231H89ZM252 232V231H251ZM259 232V233H260ZM244 233V232H243ZM242 233V234H243ZM246 235H247V233H246ZM216 236H217V238H216ZM215 236V239L213 240L212 239V243H211V245L214 247V246H216V245H220V244H223V240L222 239H224L223 238V236H222V234H220L219 236L218 235H216ZM260 236H261V234H260ZM257 237L258 239L260 238L261 239V237ZM238 237V236H237ZM68 238V237H67ZM74 238V237H73ZM213 238V237H212ZM26 239V238H25ZM187 239H188V237H187ZM193 239V238H192ZM257 239V240H258ZM264 239V238H263ZM262 239V240H263ZM186 240V239H185ZM223 241L222 243L220 242V241ZM27 241V240H26ZM29 241V240H28ZM74 242H75V240H73ZM209 241V240H208ZM233 241H236L235 239L233 240ZM251 241H252V239H251ZM255 241V240H254ZM253 241V242H254ZM261 241V240H260ZM71 242H72V240H71ZM190 242H191V240H190ZM220 242V243H219ZM231 242V241H230ZM247 242H249L248 241V239H247V237H239L238 238V240L236 241V242H234V243H232L233 245H231V247L230 248H226V249H229V251H227L228 253H227V255H228V258H227V260H229V263H231V264H233V263H237L240 259H239V254H238V250H239V248H240V246L242 245V246H246V245H248V243ZM252 242V243H253ZM30 243V242H29ZM208 243V242H207ZM209 243H210V241H209ZM255 243V242H254ZM195 244V243H194ZM227 244V243H226ZM225 244V245H226ZM228 244H230V243H228ZM260 244H261V242H260ZM211 245H210V247H211ZM98 246V245H97ZM217 246V247H218ZM26 247V246H25ZM229 247V246H228ZM32 248V247H31ZM35 247H34V245H33V249H34ZM81 248V247H80ZM100 248V247H99ZM106 248V249H107ZM211 249V248H210ZM215 249H216V247H215ZM226 249H224V250H226ZM34 251V250H33ZM223 251V250H222ZM89 252V251H88ZM37 253V255H38V252H36ZM40 253V252H39ZM82 253V252H81ZM119 253V255L117 256V254ZM216 253V252H215ZM222 253V252H221ZM31 254V253H30ZM90 254V253H89ZM92 254V253H91ZM90 254V255H91ZM197 254V253H196ZM37 255H35V257L37 256ZM224 255H225V253H224ZM224 255H223V257H224ZM95 256V255H94ZM190 256V255H189ZM38 257H40V256H38ZM41 257H43L42 255H41ZM197 257V256H196ZM200 257V256H199ZM198 257V258H199ZM91 258H92V260H93V262H95L96 264H98L97 262H98V259H95L94 257H93V255H91ZM250 258V257H249ZM21 259L22 258H9V257H6V261H5V259H3V257L0 259V264H33L32 262H30V260H24V261H21ZM41 259H43V258H41ZM185 259L186 260H188V262H189V260H191L192 259V257L189 259V257H185ZM196 259V258H195ZM222 259V258H221ZM246 259V258H245ZM33 260V259H32ZM37 260V259H36ZM39 260V259H38ZM186 260H182V262H186ZM226 260V259H225ZM29 261V262H28ZM41 261V260H40ZM45 261V259H43V261L42 262H44ZM192 261V260H191ZM227 262V261H226ZM233 262V263H232ZM240 262V261H239ZM35 263V262H34ZM38 263H40V262H38ZM228 263V262H227ZM227 263H225V264H227ZM228 263V264H229ZM130 264V263H129ZM222 264V263H221ZM237 264H239V263H237Z\"/></svg>","mask_w":264,"mask_h":264},{"label":"built area","instance_id":"built-area-1","mask_svg":"<svg viewBox=\"0 0 264 264\" xmlns=\"http://www.w3.org/2000/svg\"><path fill=\"white\" fill-rule=\"evenodd\" d=\"M82 169H85V166H82ZM39 188L41 187L37 186L36 189L42 191ZM122 221L125 230L128 232L127 238L131 242L129 256L132 264H169L164 257L159 255L155 245L150 244L151 240L146 239V237L151 238V235L146 229L145 218L137 210L128 209L125 211L122 215ZM247 253L244 254V258H246ZM186 256L181 253L175 257L174 263L189 264L190 262L185 259ZM182 260H186V262H182Z\"/></svg>","mask_w":264,"mask_h":264}]
</instances>
